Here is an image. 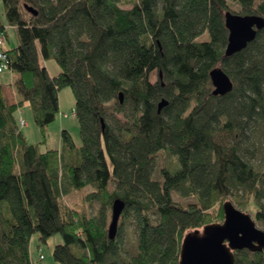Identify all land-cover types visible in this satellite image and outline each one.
<instances>
[{
	"label": "trees",
	"instance_id": "trees-1",
	"mask_svg": "<svg viewBox=\"0 0 264 264\" xmlns=\"http://www.w3.org/2000/svg\"><path fill=\"white\" fill-rule=\"evenodd\" d=\"M225 12L264 19V0H0V52L16 74V102L0 93V264H31L34 233L44 243L61 235L52 251L59 264H178L184 235L222 222L229 197L264 227V27L226 56ZM9 29L18 44L3 49ZM213 68L232 83L224 95L211 93ZM66 87L79 147L66 130L60 151L27 143L19 108L28 103L44 136ZM86 188L77 207L63 202ZM173 193L195 200L182 205ZM115 199L124 208L110 239ZM130 225L136 251L127 257L120 234ZM233 254L235 264L263 256Z\"/></svg>",
	"mask_w": 264,
	"mask_h": 264
},
{
	"label": "water",
	"instance_id": "water-1",
	"mask_svg": "<svg viewBox=\"0 0 264 264\" xmlns=\"http://www.w3.org/2000/svg\"><path fill=\"white\" fill-rule=\"evenodd\" d=\"M26 10L36 14L31 8ZM224 25L227 30L225 55L229 56L243 49L251 42L256 32L264 27V19L256 15H237L224 13ZM214 96L224 95L232 89L229 77L220 68L209 72ZM122 103V94H118ZM166 105L161 100L157 112ZM102 122V121H101ZM103 128L104 125L102 124ZM124 202L115 199L111 207L107 235L113 239L117 232L120 214ZM223 221L211 223L201 229L188 231L180 244L178 264H235L234 251L246 249L250 252H263L261 264H264V230L259 229L252 217L238 210L231 201L222 204Z\"/></svg>",
	"mask_w": 264,
	"mask_h": 264
},
{
	"label": "rangeland",
	"instance_id": "rangeland-1",
	"mask_svg": "<svg viewBox=\"0 0 264 264\" xmlns=\"http://www.w3.org/2000/svg\"><path fill=\"white\" fill-rule=\"evenodd\" d=\"M127 7H128V5L125 6V8H127ZM207 37L208 36L206 34H204L200 39H204V38L206 39ZM17 44H18L17 35L15 34L14 31L9 29L8 30V39L5 42H3L2 48L3 49H12V48L16 47ZM43 65L46 67L48 73L51 76H55L60 72L59 66L57 65V63L53 59H49L46 61L44 60ZM1 72L2 73H0V80L2 79L4 81V83L8 84V80H7L8 78H6V77H8L10 75L12 77H14V79L16 78L15 73L5 71V69H3ZM156 80H157V73H156V71H153L149 75V81L153 83ZM11 96H12V94H11ZM14 98L16 100V97L12 96L13 101H14ZM58 104H59V112L56 115L54 122H52L51 124H49L46 127L44 134H43L44 136H42L39 129L34 125L29 106L27 105L26 108H24V107L19 108V110H18L19 112L17 114H18L19 120L25 124V125H23V127H21V131H22L27 143L43 142L44 144H43L42 148L60 151V150H62L61 149L62 148L61 131L66 130L70 134L72 141L75 144V146L79 147V145H80L79 128H78L77 119L74 115L75 99H74V96H73L71 90L68 87L63 88L58 92ZM107 110L109 112L108 114H112V119H116V118H118L119 120L121 119V115L117 114L116 112L113 111L112 105H108ZM112 119H108V122L111 125L113 124ZM261 146H262V152L264 153V144H262ZM259 150H260V152H257L255 154V158L252 159L256 163H258L263 157V153H261L260 148H259ZM156 160H157L156 162L159 164L160 157H156ZM167 162L169 163L170 161L168 160ZM167 162L166 163L161 162L159 168H167V169L171 170L169 165H167ZM155 175H157V174H155ZM89 190H90L89 188H86L85 191L77 190L75 192H72L63 198V202L68 206L77 207L79 204V201L82 198V195H83L82 193L88 192ZM172 196H173V199L175 201L180 202L182 205L192 203L195 200L193 197H187L185 199H181L175 193H173ZM225 201H231L232 202V199L229 197V198L225 199L222 202V204ZM215 206H217V205H215ZM248 210L253 212L254 211L253 206H249ZM211 211H212V209H211ZM242 212H244V211H242ZM93 213L95 214L96 211L94 210ZM245 213H247V212H245ZM110 217H111V214H110ZM110 217L108 220V224L110 222ZM254 222H255V220H254ZM255 224L259 229L264 230V227L261 224H259V223L258 224L255 223ZM127 227H129V229ZM120 235H121L120 241L122 244V252L127 257L135 254V251H136L135 250L136 249V245H135L136 244V233L133 229V226L132 225L125 226V228H123ZM61 243H62V238H61L60 234H55V235L51 236L46 241V243H44L40 240L39 234L34 233L30 239V242H29V257H30L31 264H59L56 261H54L53 256H52V251H53V248L55 245L61 244ZM41 255L43 256L42 259L39 258Z\"/></svg>",
	"mask_w": 264,
	"mask_h": 264
},
{
	"label": "crops",
	"instance_id": "crops-1",
	"mask_svg": "<svg viewBox=\"0 0 264 264\" xmlns=\"http://www.w3.org/2000/svg\"><path fill=\"white\" fill-rule=\"evenodd\" d=\"M6 78H8L7 79L8 80V84L4 83V81L2 79L0 80V93L5 98V100L7 101L8 104H12V103H14L16 101L15 98H14V101L12 100V96L16 97V95L14 94L13 87H12V83H13L14 77H12L10 75V76H8ZM10 93L12 94V96H11ZM27 105H28L27 102H24L22 107L26 108Z\"/></svg>",
	"mask_w": 264,
	"mask_h": 264
},
{
	"label": "built area",
	"instance_id": "built-area-1",
	"mask_svg": "<svg viewBox=\"0 0 264 264\" xmlns=\"http://www.w3.org/2000/svg\"><path fill=\"white\" fill-rule=\"evenodd\" d=\"M0 44H1V41H0ZM6 68H7V65H6V56L2 52H0V72L3 69H6ZM20 123H21V125H24V123L22 121ZM39 258L42 259V255Z\"/></svg>",
	"mask_w": 264,
	"mask_h": 264
}]
</instances>
